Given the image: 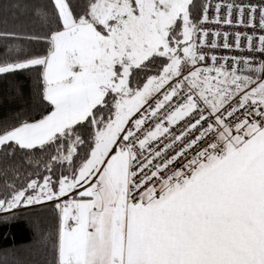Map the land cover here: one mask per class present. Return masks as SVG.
I'll list each match as a JSON object with an SVG mask.
<instances>
[{"label":"snow or ice","instance_id":"obj_1","mask_svg":"<svg viewBox=\"0 0 264 264\" xmlns=\"http://www.w3.org/2000/svg\"><path fill=\"white\" fill-rule=\"evenodd\" d=\"M194 6L48 0L39 30L0 33L45 45L0 51V76L35 71L42 104L0 126V150H52L0 213L55 202L56 264H264V59L205 51L243 37L264 54V0ZM207 23L254 31L230 44Z\"/></svg>","mask_w":264,"mask_h":264},{"label":"trees","instance_id":"obj_2","mask_svg":"<svg viewBox=\"0 0 264 264\" xmlns=\"http://www.w3.org/2000/svg\"><path fill=\"white\" fill-rule=\"evenodd\" d=\"M83 3L84 0H77ZM48 0H0V33L27 35L39 30L37 9H43ZM192 18L197 21L202 13L203 0H194ZM23 44L40 54L44 44L31 45L23 40L0 39V51L6 46ZM42 107L37 95V73L26 71L0 76V126L15 122L17 116L37 117ZM88 127L80 129L84 137ZM37 149L31 153L17 151L5 155L0 150V196L5 193V183L20 185L27 173H34L37 161L47 160L48 155ZM83 154V153H81ZM31 159L33 163H28ZM17 172L19 179H17ZM55 202L31 207H21L11 213H0V264H56L54 243L58 228Z\"/></svg>","mask_w":264,"mask_h":264},{"label":"built area","instance_id":"obj_3","mask_svg":"<svg viewBox=\"0 0 264 264\" xmlns=\"http://www.w3.org/2000/svg\"><path fill=\"white\" fill-rule=\"evenodd\" d=\"M204 2H205V0H204ZM204 2H203V4H204ZM210 2L214 6L218 2L227 3V2H232V0H210ZM236 2H243L245 4H248V3L258 4V3H261V0H236ZM224 11H225L224 9L221 10L222 16H223ZM214 15H215L214 8H210L209 9V19L211 20ZM200 18H201V16H200ZM199 19L197 21H199ZM233 19L235 20V16L233 17ZM203 27H205L209 30H213V31L219 30L221 33L228 32L230 34L229 38H228V42L230 44H234V41H235V37H234V35H232V33L241 32V33L252 34L254 31L251 28H245L242 26L241 27H232V26H226V25L214 24V23L204 24ZM255 32L257 35L264 34V32H261L258 28L255 29ZM213 38L214 37L211 35V31H210V34L208 37L209 43L213 40ZM217 43L220 45H222L224 43L223 36H221L217 39ZM246 43H247L246 40L242 37L241 38L242 50H236L235 48L229 50V49H224L223 47H218L216 49H205V51L210 52L211 54H215L218 57H223V56H227V57H249V56H252V57H255V59L257 61L264 59V54H261L259 52H249L247 50ZM254 43H256V42L254 41ZM209 63H210V61H209ZM228 63H229V65L232 63L231 59H229ZM178 130H179V126H177V128H176L177 132H178Z\"/></svg>","mask_w":264,"mask_h":264},{"label":"rangeland","instance_id":"obj_4","mask_svg":"<svg viewBox=\"0 0 264 264\" xmlns=\"http://www.w3.org/2000/svg\"><path fill=\"white\" fill-rule=\"evenodd\" d=\"M203 2H204V0H203Z\"/></svg>","mask_w":264,"mask_h":264}]
</instances>
